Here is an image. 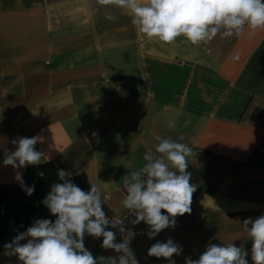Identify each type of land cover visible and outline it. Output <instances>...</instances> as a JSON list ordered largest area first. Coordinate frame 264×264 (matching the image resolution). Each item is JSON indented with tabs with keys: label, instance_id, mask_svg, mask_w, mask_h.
<instances>
[{
	"label": "crops",
	"instance_id": "crops-1",
	"mask_svg": "<svg viewBox=\"0 0 264 264\" xmlns=\"http://www.w3.org/2000/svg\"><path fill=\"white\" fill-rule=\"evenodd\" d=\"M157 134L184 137L197 188L191 213L174 227L154 238L144 222L131 228L138 264H170L147 254L168 238L183 249L175 264L198 259L212 242L242 246L253 264L242 224L264 215V29L164 44L115 4L0 0V188L17 186V172L30 166L3 163L13 140L37 136L40 163L100 185L106 215L120 217L124 180L155 152ZM102 239L84 243L94 256L119 255ZM0 264L21 262L3 252Z\"/></svg>",
	"mask_w": 264,
	"mask_h": 264
},
{
	"label": "clouds",
	"instance_id": "clouds-1",
	"mask_svg": "<svg viewBox=\"0 0 264 264\" xmlns=\"http://www.w3.org/2000/svg\"><path fill=\"white\" fill-rule=\"evenodd\" d=\"M99 3L115 4L126 10L140 33L164 44H172L181 36L193 45L207 44L218 34L231 38L243 33L246 27L264 29V0H99ZM168 127L174 129L175 121H169ZM154 138L158 142L155 152H146L143 166L126 176L123 185L126 195L121 200L125 209L135 211L134 225L144 222L148 226L149 238L174 227L176 217L191 213L192 196L197 188L190 183L192 174L188 168L193 152L180 142L184 137L173 140L157 134ZM38 140L37 136L13 140L16 150L8 152L3 163L13 168L40 164L44 154L35 149ZM70 175L58 170L61 182L53 183L42 201L56 217L55 221L36 220L4 245V255L17 256L21 264H138L130 248L137 233L129 229L122 242H116V233L109 230L116 224L103 210L101 186L90 182L89 190L85 191L67 178ZM15 178L25 187L22 173L17 172ZM25 190L31 195L35 186ZM242 225L252 241L253 264H264V215L249 217ZM86 235L102 237L101 247L119 255L94 256L85 246ZM25 240L26 243H21ZM182 251L180 245L168 238L166 242L152 244L147 254L175 264L171 258ZM247 255L242 246L232 242L209 243L198 259L185 257V264H248Z\"/></svg>",
	"mask_w": 264,
	"mask_h": 264
},
{
	"label": "trees",
	"instance_id": "trees-1",
	"mask_svg": "<svg viewBox=\"0 0 264 264\" xmlns=\"http://www.w3.org/2000/svg\"><path fill=\"white\" fill-rule=\"evenodd\" d=\"M43 173V176L40 175ZM83 190L88 191L90 185L84 175L67 177ZM17 186L0 188V254L5 252L4 245L10 243L15 236L24 232L38 219H50L51 215L42 201L50 191L53 183L61 182L58 169L50 162L28 166ZM34 185L35 190L31 195L26 194V187ZM216 243V242H212ZM206 248L202 251V253Z\"/></svg>",
	"mask_w": 264,
	"mask_h": 264
},
{
	"label": "built area",
	"instance_id": "built-area-1",
	"mask_svg": "<svg viewBox=\"0 0 264 264\" xmlns=\"http://www.w3.org/2000/svg\"><path fill=\"white\" fill-rule=\"evenodd\" d=\"M123 193L126 195L124 187H123ZM109 218L113 223L116 224L115 228H110V230L116 233V236H124L127 230L131 229L134 226L132 221L136 219L135 211L128 209H126V211L120 217L117 218L109 217ZM121 228L124 229V232L120 231Z\"/></svg>",
	"mask_w": 264,
	"mask_h": 264
}]
</instances>
